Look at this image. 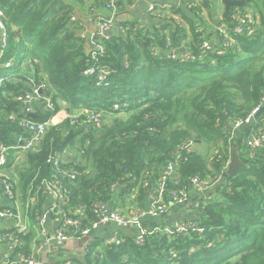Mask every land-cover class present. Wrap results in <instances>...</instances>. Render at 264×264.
<instances>
[{"label":"trees","instance_id":"16d2710c","mask_svg":"<svg viewBox=\"0 0 264 264\" xmlns=\"http://www.w3.org/2000/svg\"><path fill=\"white\" fill-rule=\"evenodd\" d=\"M181 1L194 14L193 20L175 5L170 11L187 27L172 18L151 31L127 18L136 0H119L120 24L126 33L109 39L96 35L104 46L98 53L91 35L84 34L76 20L83 0H0L9 42L0 60V77H6L0 87V143L14 146L24 134L23 98L34 87H44L36 121L56 122L64 102L71 110L68 118L54 124L36 151L25 155L22 170L11 179L25 218L32 223L31 232L21 236L25 244L15 254L32 255L38 221L48 205H55L45 181L62 191L61 210L67 216L83 213L88 223L98 203L121 209L134 199L143 210L150 196H162L170 206L174 194L181 197L193 190L195 179L217 185L237 149L245 166L206 198L194 199L199 207L190 208L193 217L184 223V231L163 218L145 221L142 242H137L136 233H121L119 245L104 246L102 239L93 238L83 259L73 261L264 264V147L250 150L247 146L252 136L264 134V111L238 129H242L239 136L232 132L237 122L264 107V0H246L243 7L231 9V15L252 10L256 24L251 36L237 35L235 21L218 20L217 26L227 24L233 31L234 43L227 46L219 31L211 32L205 15L215 21L214 7L220 0ZM187 42L190 52L184 54ZM205 42L212 44L211 50L204 49ZM9 61L12 68L7 72L1 65ZM88 70L94 72L86 75ZM83 109L112 115V124L96 129L88 114L73 112ZM190 141L216 152L206 158L195 148L183 149ZM69 148H78L80 161L63 160ZM53 157L61 158L58 169ZM172 163H177V170L169 176L167 167ZM4 209L0 205V211ZM12 232L0 229V237Z\"/></svg>","mask_w":264,"mask_h":264},{"label":"built area","instance_id":"2783aa9c","mask_svg":"<svg viewBox=\"0 0 264 264\" xmlns=\"http://www.w3.org/2000/svg\"><path fill=\"white\" fill-rule=\"evenodd\" d=\"M118 1L119 0H108L105 4V9L108 11L109 16L103 17L99 20L98 30L91 35V44L95 51L98 53H102L104 51V46L95 40L96 35L100 38L109 39L111 35H119L125 34L126 28L120 24L119 17V9H118ZM203 0H196V4H201ZM151 11L157 13L158 17H163L161 12L156 11L154 7H151ZM4 13L0 6V60L4 57L5 51L9 46L8 42V33L6 23L3 19ZM236 22V27L234 32L237 35L247 34L251 36L254 33L253 22L249 15H242V13L237 12L233 20ZM218 31L221 33L226 40L222 41L225 45H233V38L231 37V33L233 32L227 24H223ZM212 44L210 42L204 43V49L207 51L211 50ZM94 51V55L97 52ZM155 53L160 52L159 49L153 48ZM176 55H174L175 57ZM2 68L9 70L12 68V61L1 65ZM94 70H88L85 74H91ZM101 79L104 80L106 75L104 72H101ZM5 78L0 77V87L4 84ZM44 87H34L32 91L27 92L23 98V115L25 116L24 120L20 121V125L24 130V134L20 135L16 139V144L14 146L7 147L0 143V177L2 178V187H3V195L8 201V205L4 206L5 209L0 211V219L10 221L13 223L14 232L0 237V244L4 247L5 253L2 254L0 259V264H45L40 259L35 257L34 255H30L26 257L25 255L15 254L18 248L25 244L22 240L21 236L27 235L31 232L30 225L24 217L23 213L20 212L19 206V198L15 195L13 190V186L11 183V168L9 167L11 164L10 155L13 151H22L25 155L28 152L36 151V149L41 144L43 138L49 132V130L54 126V120L46 121V122H38L36 120L31 119L30 115H35L36 106L42 101V91ZM264 103V98H263ZM48 106V110L52 109V105L50 104V100L46 102ZM261 110V106L255 109L251 116L246 121H239L233 127V131H236L243 127L244 125L251 124L253 119L257 116L259 111ZM86 113L89 116L90 122L94 125L96 129H100L102 126V114L94 115L92 112H81ZM14 118V117H13ZM196 142L190 141L183 147V149L187 151H193L195 148ZM247 146L250 150H255L258 147H264V134L254 135L250 139L247 140ZM60 157H53V164L56 169L59 168L61 164ZM177 170V163H172L167 167V175L174 176ZM76 175H71V180L75 181ZM43 186H45L49 192L50 197H52L55 201V205H48V209L44 213V215L39 219V227L41 228V236L46 242L55 241L59 246L63 247L67 243L73 240H81L87 239L93 236L95 231L99 230L101 227H110L115 226L120 232H126L131 229H136L137 242H142L145 234V229L143 228V222L149 218H158L162 219L166 215L169 214L170 209L174 205L184 206V207H193L197 209L199 207V201L193 202L191 205L190 200L192 198V194L184 193L183 196L178 197L177 195H173V203L169 206L164 203L162 196L158 197H149L150 207L143 210H138L129 214H125L123 210L117 207H113L111 205L98 203L94 207V218L93 220L87 221L88 223H84V214L81 213V216L78 217H70L67 216L64 211L61 210V204H64V197L62 191L55 185H52L48 182H44ZM215 185H210L208 183H202L198 179L193 180V190L198 198L206 194L210 188ZM163 188V187H162ZM162 192V190H161ZM34 202V201H33ZM28 207V206H27ZM51 221L54 225V231L51 233L46 227L48 221ZM185 224H176L175 226L178 228L179 232L185 230ZM38 227V228H39ZM118 234L113 237V239L104 240L103 245L108 246L110 244L119 245L122 240H120ZM59 264H78L72 260L65 261L64 263Z\"/></svg>","mask_w":264,"mask_h":264},{"label":"crops","instance_id":"0c3cea01","mask_svg":"<svg viewBox=\"0 0 264 264\" xmlns=\"http://www.w3.org/2000/svg\"><path fill=\"white\" fill-rule=\"evenodd\" d=\"M73 1V0H68ZM241 1V0H239ZM103 0H83L82 4H78V12L76 15V20L79 21L81 26L83 27V33L86 35H92L94 32L98 30V24L99 20L103 17H108L109 13L106 11L105 7L102 6ZM100 4V5H99ZM83 5V6H82ZM175 5L179 7V9L185 14V16L193 20L195 18L194 14L190 12L188 6L183 3L181 0H136V3L134 6H132L129 11V15L127 16L128 19H130L132 22H135L139 25L141 28H147L151 29V31L154 30L155 27H159L161 23H165L166 20L174 18L179 24H182L183 26L187 27V24L184 20L181 19L180 16L172 14L170 9L171 6ZM151 7H154L156 11H159L162 14L163 17H158L157 13L154 11H151ZM215 12H214V20L210 21L209 17L207 16V13L205 14L208 22H209V29L211 32L218 31V29L223 25L217 26L218 20H223V14L225 11L224 4L222 0L220 2H217L215 4ZM236 14V13H235ZM230 14L231 20H233L234 15ZM253 22V27L255 30V19L252 13L251 9H248V14ZM121 19V18H120ZM184 54H188L190 52V46L189 42H187L184 45V49L182 51ZM39 107H42V104H38ZM242 132L241 130L236 131L237 136L240 135ZM234 133V132H233ZM11 163L15 165V163L18 162L20 165H24V159L25 154L22 151H13L10 155ZM74 159V158H73ZM73 159L65 158L63 159L66 162L73 161ZM11 178L15 176V171L11 170ZM216 185L210 190L204 194V198L209 196L213 189H215ZM192 194V198L190 200L191 205L193 202H195L198 196L194 192H190ZM0 205L1 206H7L8 201L4 197V195L0 196ZM114 207V205H111ZM144 209H147L150 207V201L145 200ZM125 214H129L135 211H138L139 208L134 204V199H132L131 205L127 206L126 208H121ZM192 213L190 210V207H184L179 205H174L171 207L170 212L168 215H166L163 219L168 225H176V224H184L185 222H188L192 220ZM147 222H160L161 219L158 218H149L146 219ZM13 228V223L10 221L2 220L0 219V229L1 230H11ZM51 233L54 231V225L49 220L46 224V227ZM37 230V228H35ZM38 232V236L40 237V240L37 239V233L34 235V237L31 240V253L35 256L37 254V258L44 261L45 264H59L61 261L64 263V261L68 260H74L77 259V257L83 255L85 256L87 252L88 246L91 244V241H93V238H100L103 240L106 239H113L116 234L120 236L121 233H127V234H135L137 232L136 229H131L129 231L123 232L119 231L115 226L110 227H101L99 230L95 231L93 233V236L87 239H81V240H73L67 243L65 246L61 247L59 246L55 241L52 242H46V240L43 239L40 232ZM84 248V249H82ZM0 253L1 257L2 254L5 253L4 247L0 246Z\"/></svg>","mask_w":264,"mask_h":264},{"label":"rangeland","instance_id":"374dc122","mask_svg":"<svg viewBox=\"0 0 264 264\" xmlns=\"http://www.w3.org/2000/svg\"><path fill=\"white\" fill-rule=\"evenodd\" d=\"M22 69H23L24 73H26V67H25V65L23 66ZM9 71L10 70H8L7 72H9ZM84 110L85 109H83L82 111H84ZM70 111H71L70 110V107L64 102L62 104V109H61L60 113L58 114L57 118L55 119V121H56L55 123H60L64 119L68 118ZM73 112L75 114H81V112H79V110H74ZM102 117H103V120H102V126L101 127H105V126H108V125H111L112 124V121L114 119V117L112 115H109V114L106 115L105 114L104 116L102 115ZM236 131H238V130H236ZM236 131H233V129H232V132H234V134L236 133ZM195 149H196L197 152L203 154L206 158L209 157L210 154L212 155V153H215L216 152L212 147H210L208 145H205V144H202V145L201 144H198V146H196ZM79 157H80V155L78 153V148H69L66 151V153L63 155V159H65V158L73 159L74 158L73 160L79 159V161H80V158ZM10 164L11 165L9 167L11 168V170H13V171H15L17 173L22 170V165L18 164V162L15 163V165L12 164L11 162H10ZM19 202H20V205H21V206H19V210H20L21 213H23V215L25 217V214H24L23 207H22V204H21V200L20 199H19ZM29 225L32 227V223L31 222H29ZM35 231H36L37 236H38L39 234H38L37 231L41 232V228L39 227ZM37 239L39 241L40 240V237L38 236ZM82 249H84V248H82ZM35 257H37V254H35ZM82 259H83V255L77 257V260H82ZM42 262H44V261H42Z\"/></svg>","mask_w":264,"mask_h":264},{"label":"water","instance_id":"95a60500","mask_svg":"<svg viewBox=\"0 0 264 264\" xmlns=\"http://www.w3.org/2000/svg\"><path fill=\"white\" fill-rule=\"evenodd\" d=\"M224 7H225V11L223 14V18L225 19L226 22L228 23H232L231 17H230V12L232 8H241L246 4V0H222ZM262 111H264V107L263 109H261L259 111V115L262 113ZM258 114L256 117H258ZM31 119L35 120L37 117L36 115H30L29 116ZM245 165L241 162V159L239 157L238 151L237 149H235L233 151L232 154V161L231 163L228 165V169L227 171L223 174V177L221 178V180L219 181V183L217 185H222L223 183H225L226 179L230 176H233L239 169L243 168ZM216 185V186H217Z\"/></svg>","mask_w":264,"mask_h":264},{"label":"clouds","instance_id":"9594fccd","mask_svg":"<svg viewBox=\"0 0 264 264\" xmlns=\"http://www.w3.org/2000/svg\"><path fill=\"white\" fill-rule=\"evenodd\" d=\"M1 77H4V78H6L5 76H1ZM86 110H84V111H82V112H85Z\"/></svg>","mask_w":264,"mask_h":264}]
</instances>
